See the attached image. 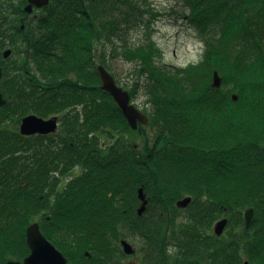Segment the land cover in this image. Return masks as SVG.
Listing matches in <instances>:
<instances>
[{"label":"trees","instance_id":"1","mask_svg":"<svg viewBox=\"0 0 264 264\" xmlns=\"http://www.w3.org/2000/svg\"><path fill=\"white\" fill-rule=\"evenodd\" d=\"M183 1L205 52L200 65L170 68L150 34L125 40L126 27L156 15L139 0H51L32 15L27 0H0V264L28 257L36 222L57 250L67 241L90 261L114 262L138 235L163 264H264V0ZM99 45L140 66L147 125L133 131L103 91ZM116 83L137 99L138 84ZM31 115L58 117L59 131L22 136ZM224 218L229 237L208 234Z\"/></svg>","mask_w":264,"mask_h":264},{"label":"rangeland","instance_id":"2","mask_svg":"<svg viewBox=\"0 0 264 264\" xmlns=\"http://www.w3.org/2000/svg\"><path fill=\"white\" fill-rule=\"evenodd\" d=\"M139 2L141 7L144 9H148L147 6L150 5V8L152 9L150 10L155 12L156 15L154 17L150 15L145 16L143 22L138 23V25L136 24L132 26V24H130L128 27H126L125 33L127 34V37H125V40L127 41V44L140 45V43L144 42V40H146L150 34L154 42H156L158 48L163 53L162 62L168 67L186 68L200 65L205 52V43L202 38L199 40L200 38L198 31L193 26H189V22L185 18L186 14L189 13V10L184 8V1L147 0V2H145L144 0H139ZM24 11L26 12V10ZM23 26L24 24L22 23L21 27ZM116 42L119 44L120 41ZM111 47V45H107V47L99 45L98 50H96L97 54L103 56V50L104 53L106 52L108 65L110 66L109 72L116 76V79H118L120 84H125L126 82L130 86L132 84H140L138 85V97H136L137 99H132L131 103H138L144 106V102H146V95L144 94V87L142 84L144 76L138 75L135 71L137 68H140V66L134 62H127L121 56L119 58L115 57V55L111 53ZM98 64H100V61ZM137 106L140 108L139 105ZM58 128L59 126L57 129ZM58 131L59 129L57 132ZM135 141L136 143H141L142 139L138 136H135ZM80 171L81 169H77L76 173H79ZM185 217L186 215L184 214L178 218L177 228H179L180 222L183 221ZM214 226L215 223L212 228H210L208 234L216 235L214 234ZM227 231L228 228L224 232L225 234L223 237H229ZM132 238L136 248H138L140 251L139 255H137L138 261H142L144 264H147L145 263V241L138 235H133Z\"/></svg>","mask_w":264,"mask_h":264},{"label":"water","instance_id":"3","mask_svg":"<svg viewBox=\"0 0 264 264\" xmlns=\"http://www.w3.org/2000/svg\"><path fill=\"white\" fill-rule=\"evenodd\" d=\"M51 0H28V4L25 6V10L28 14H32L34 12L35 7L38 9L45 8ZM24 30V26L21 27ZM12 55V50H7L4 53V58L7 59ZM98 76L101 79L102 89L113 97L115 103L122 111V114L126 117L128 121V125L132 130H137L140 125H147L149 118L147 115L142 113L136 105L131 104V95L128 91L124 90L123 87H119L116 84V80L111 73L107 71V69L100 65L97 69ZM146 72L147 69H144ZM3 77V71L0 68V79ZM213 83L212 88H221L223 84V80L218 71H215L213 74ZM237 95L234 94L233 100L237 101ZM6 99L3 94L0 92V109L7 105ZM58 127V118L53 117L49 120H45L43 118H39L36 115L26 116L22 119V124L20 126V134L25 137H32L34 135H50L52 133L57 132ZM140 199L142 200V206L138 210V215L142 216L147 210L148 200L144 195V191L142 189L139 190ZM192 197L188 196L184 199L178 200L176 203L178 209H187L191 205ZM255 217V211L253 208H250L244 213V222L245 229L248 230L252 221ZM229 223L226 218L220 219V221L215 223L214 226V234L217 237H221ZM27 233V243L29 245L30 254L27 258L21 261H8L6 264H67L65 257L63 254L56 250L54 245L49 242L43 233L40 230V225L38 222L31 224L26 229ZM122 249L125 254L130 255L136 252V249L133 245L126 241H121ZM245 264H251L248 261L244 262Z\"/></svg>","mask_w":264,"mask_h":264},{"label":"flooded vegetation","instance_id":"4","mask_svg":"<svg viewBox=\"0 0 264 264\" xmlns=\"http://www.w3.org/2000/svg\"><path fill=\"white\" fill-rule=\"evenodd\" d=\"M0 83H1V80H0ZM138 85H140V84H138ZM134 104L135 105H139L141 110L143 109V107H142L143 105L138 104V103L137 104L134 103ZM21 124H22V122H21ZM59 125H60V119H59ZM37 136H41V135H37ZM62 184L64 185V183H62ZM67 237H68V235H66L64 239H67ZM51 238H52V240H55L56 242H57V240H63V238H61L58 235L57 236H51ZM50 242H52V241L50 240ZM120 244H121V241H120ZM131 244L136 249V252L135 253L130 254V255L125 254L124 250L122 249V245H121V249L123 251L122 256L120 258H118V257L113 258L114 259V262H111V261L109 262L108 261L107 263L104 260H101L100 258L99 259H96L94 261H90L91 258H92V255H91L90 252L89 253L85 252L84 256L86 258H84V259L80 258V254H78L76 251H73L72 250L73 245L70 244L67 241L64 242V243H61V246H62V248L64 249L65 252L62 251V250H59V249L58 250L56 249V250L59 251V252H61L62 254L64 253L63 256L65 257L67 264H144V262H142V261L139 262L138 261L137 255H139V252L140 251L138 250V248H136L135 243H131ZM177 254H178V252H177ZM145 258H146L145 263H147V264H150L151 262L153 264H163L162 262H158V261H156L153 258L151 259V258H149L147 256H145ZM85 260H87L88 262L90 261V262L88 263ZM22 262H23V260H22Z\"/></svg>","mask_w":264,"mask_h":264},{"label":"bare ground","instance_id":"5","mask_svg":"<svg viewBox=\"0 0 264 264\" xmlns=\"http://www.w3.org/2000/svg\"><path fill=\"white\" fill-rule=\"evenodd\" d=\"M35 12V11H34Z\"/></svg>","mask_w":264,"mask_h":264}]
</instances>
